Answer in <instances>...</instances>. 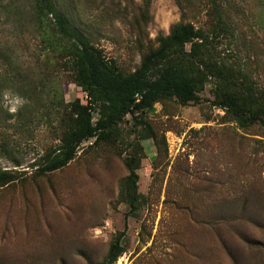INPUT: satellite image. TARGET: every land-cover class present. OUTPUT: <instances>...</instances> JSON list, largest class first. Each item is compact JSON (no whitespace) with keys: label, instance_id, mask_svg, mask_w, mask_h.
I'll return each instance as SVG.
<instances>
[{"label":"rangeland","instance_id":"1","mask_svg":"<svg viewBox=\"0 0 264 264\" xmlns=\"http://www.w3.org/2000/svg\"><path fill=\"white\" fill-rule=\"evenodd\" d=\"M54 14L123 75L177 27L206 38L191 60L196 100L126 116L41 174L83 105L71 45L37 0H0V264H264V128L213 104L217 87L264 100V0H49ZM189 51V45L185 47ZM139 160L140 204L121 195Z\"/></svg>","mask_w":264,"mask_h":264},{"label":"trees","instance_id":"2","mask_svg":"<svg viewBox=\"0 0 264 264\" xmlns=\"http://www.w3.org/2000/svg\"><path fill=\"white\" fill-rule=\"evenodd\" d=\"M214 3V0H210ZM40 14H53L55 32L71 45L73 82L86 93L88 103L98 107L99 118L92 127L89 106L78 100L71 103L72 122L61 138L59 147L48 154L39 173L45 174L66 166L86 140H105L126 116L138 120L146 112H154L155 104L174 100L184 106L196 100L203 90L205 76L195 71L191 60L206 38L203 31L192 25L177 27L156 50L147 54L140 66L130 75L121 74L117 67L106 60L99 49L71 30L65 21L54 14L49 0H37ZM189 45V51L185 47ZM213 104L230 114L241 127L254 123L264 128V100L253 94L235 93L217 87L213 92ZM128 176L121 185V195L131 211H135L140 199L136 183L139 160L126 161ZM15 175L0 171V185L12 182ZM121 253L119 239L110 246L101 264H113Z\"/></svg>","mask_w":264,"mask_h":264},{"label":"built area","instance_id":"3","mask_svg":"<svg viewBox=\"0 0 264 264\" xmlns=\"http://www.w3.org/2000/svg\"><path fill=\"white\" fill-rule=\"evenodd\" d=\"M82 96H83V105L89 106L88 112L91 115V120H90L91 126L92 127H96V122L98 121V118H99L98 107H97V105H95L93 103H88L87 104L88 99H87L86 93L83 92Z\"/></svg>","mask_w":264,"mask_h":264}]
</instances>
